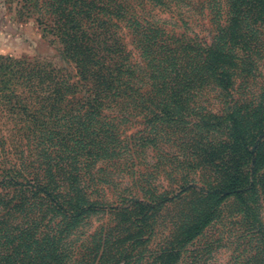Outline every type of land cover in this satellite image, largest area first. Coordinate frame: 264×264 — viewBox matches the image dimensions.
<instances>
[{
  "label": "trees",
  "instance_id": "16d2710c",
  "mask_svg": "<svg viewBox=\"0 0 264 264\" xmlns=\"http://www.w3.org/2000/svg\"><path fill=\"white\" fill-rule=\"evenodd\" d=\"M196 1L215 26L210 43L168 31L137 9L149 4L171 12L193 0L34 1L39 26L74 76L37 59L0 57V112L36 128L39 147L27 163L0 166V264H178L212 222L210 211L220 204L214 190H201L202 201L187 212L160 218L162 209L183 203L185 187L171 197L146 192L145 199L102 203L92 199L85 164L91 148L98 155L112 134L100 124L92 141L87 124L108 112L178 122L193 112L179 105L198 88L233 92L242 63L237 51L264 42V0ZM257 46L264 49L250 47ZM252 132L254 145L264 141L262 125L253 122ZM94 216L101 219L91 229ZM257 228L246 231L245 264H264V229ZM156 229L166 235L153 242Z\"/></svg>",
  "mask_w": 264,
  "mask_h": 264
},
{
  "label": "rangeland",
  "instance_id": "374dc122",
  "mask_svg": "<svg viewBox=\"0 0 264 264\" xmlns=\"http://www.w3.org/2000/svg\"><path fill=\"white\" fill-rule=\"evenodd\" d=\"M34 1L0 0V57L37 59L74 76L54 37L39 26L37 18L42 16L32 5ZM193 3L192 7L181 4L171 12L149 4L137 9L142 17L168 31L210 43L215 26L207 11L200 12L199 2ZM259 42L246 43V49L237 51L242 63L237 66L233 92L198 88L194 99L179 105L193 112H186L178 122L171 117L162 121L127 115L113 118L108 112L99 122L87 124L92 141L100 124L109 125L112 132L101 153L96 155L91 148L85 158L92 199L102 203L145 199L146 192H166L171 197L180 186L185 187L183 203L158 213L165 218L197 205L202 201L201 190L216 192L212 199L220 204L210 208L212 222L187 246L178 264H245L246 231L264 229V141L256 138L257 146L250 141L256 135L253 122L264 129V49L250 47L264 43ZM17 124L0 112V136L6 139L0 141V166L27 163L28 154L39 150L36 128L26 129L22 122L19 130ZM100 219L90 218L89 228L99 225ZM164 231L156 229L153 242L166 235Z\"/></svg>",
  "mask_w": 264,
  "mask_h": 264
}]
</instances>
